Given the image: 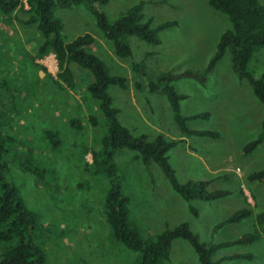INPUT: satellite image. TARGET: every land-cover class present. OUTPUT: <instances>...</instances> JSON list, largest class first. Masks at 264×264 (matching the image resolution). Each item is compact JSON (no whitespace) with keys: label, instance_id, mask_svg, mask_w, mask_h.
I'll return each mask as SVG.
<instances>
[{"label":"rangeland","instance_id":"374dc122","mask_svg":"<svg viewBox=\"0 0 264 264\" xmlns=\"http://www.w3.org/2000/svg\"><path fill=\"white\" fill-rule=\"evenodd\" d=\"M24 1L25 8H29ZM140 1L110 0L102 9L113 23ZM144 1V20L151 19L153 26L170 20H177L178 24L160 31V44L128 36L133 55L127 58L115 54L112 42L103 36L85 5L57 9L56 13L63 20L66 41L92 33V48L111 74L127 78V88L109 87L121 122L132 133L145 134L149 140L160 133L181 139L169 151L180 181L209 180L210 190L228 189L232 194L214 201H186L156 162L146 164L136 158L137 151L124 148L116 152L115 161L124 192L131 198L130 219L149 239L181 222H188L208 243L252 234L258 227L256 215L264 211V179L248 177L264 168V141L251 153L244 148L262 130L264 106L250 83L233 71L230 53L218 61L205 83L192 77L174 81L178 91L186 95L181 101L184 115L210 113L208 118L189 120V127L217 131L219 137L182 134L165 95L140 92L134 86L139 76L133 70V61L145 62V81L162 72L204 71L221 35L230 27L229 18L213 8L210 0ZM260 1L264 4V0ZM27 17L28 13L21 9L11 16L0 11V133L15 138L6 144V179L35 212V239L45 250L49 264H140V254L128 250L115 238L104 214L109 179L94 174L87 164L93 161L91 151L101 149L108 129L107 118L87 89L94 80L93 74L72 65L77 89H60L51 78L57 77L56 56L50 53L36 57L43 36L36 24L23 21ZM251 66L257 74L264 71V49L255 55ZM91 115L97 117L96 125L89 119ZM72 118L80 120L82 126L73 127ZM49 129L59 134L57 147L47 135ZM23 162H31L45 174L37 178L23 169ZM192 206L199 216L192 213ZM245 207L253 210L251 216L240 223L226 224L214 234L217 224ZM260 231V238L254 242L221 248L214 260L219 264H264V226ZM5 248L0 244V258ZM235 254L253 258L222 261ZM163 264L201 262L188 241L176 239L170 260Z\"/></svg>","mask_w":264,"mask_h":264},{"label":"trees","instance_id":"16d2710c","mask_svg":"<svg viewBox=\"0 0 264 264\" xmlns=\"http://www.w3.org/2000/svg\"><path fill=\"white\" fill-rule=\"evenodd\" d=\"M110 0H27L29 8H25L24 0H0V11L11 16L13 12L21 9L28 13L23 21L26 24H36L43 40L37 49L36 57H44L50 53L55 54L58 65L57 77L51 76L53 82L60 89H77L78 80L72 65L88 69L94 80L87 85L91 96L97 100L99 107L107 118V134L102 139L100 150L92 152V162L89 168L94 174L105 175L109 179V187L104 199V214L112 228L115 238L128 250L140 254V264H163L170 260L173 241L184 239L195 249L201 264H219L214 260L217 252L234 243L254 242L261 236L264 226V211L256 215L257 225L252 234L245 235L237 240L218 243H208L193 231L188 222H181L174 227H167L153 238H146L139 228L130 219L129 203L131 198L124 192L118 165L115 161L116 152L128 148L137 151L138 159L144 163L156 162L173 189L186 201L200 199L214 201L232 194L228 189H209V180H190L181 182L177 171L170 161L169 151L176 147L181 139L170 138L163 133L149 140L145 134L132 133L120 120L119 109L114 106V98L109 91L111 85L127 88V78L113 75L108 65L92 48L95 36L92 33L79 35L73 40L66 41L63 36L64 23L57 15V9H69L74 5H85L88 11L96 18L97 27L103 36L109 39L115 54L120 58L133 55L132 48L127 41L128 36H136L148 43L160 44V31L178 24L177 20L162 22L153 26L152 20H144V6L142 0L122 13L115 22H110L107 13L102 9ZM155 3H165L166 0H151ZM210 5L228 16L230 27L220 37L217 50L208 66L202 72L186 70L183 73L162 72L155 79L144 80L147 76V66L144 61H133V70L139 78L134 82L137 91L163 93L169 102L174 120L184 135H200L219 137L220 134L213 130L192 129L188 125L191 119L208 118L209 112H197L184 115L181 110V101L186 97L180 93L174 81L192 77L205 83L207 77L214 72L217 63L227 52L233 71L242 79H246L256 98L264 106V71L257 74L251 62L255 55L264 49V4L260 0H210ZM11 18V17H10ZM47 71V68H43ZM93 124L98 123L95 115L90 118ZM71 125L75 128L82 126L81 121L72 118ZM262 130L258 137L246 144L244 151L251 153L264 141V115L261 122ZM53 147L60 144L57 131L47 130ZM15 141L11 135L0 133V244L6 245L1 255L0 264H49L45 250L37 244L34 231L37 217L18 189L6 179L4 169L7 161L3 158L9 153L6 144ZM89 152V151H88ZM22 167L40 178L45 174L31 162H23ZM249 180L264 179V168L251 173ZM192 213L199 216L195 207L190 208ZM253 214L251 208H242L229 215L223 222L214 228V234L226 224L240 223ZM233 258H253L249 254H235L225 256L223 260ZM221 262V261H220Z\"/></svg>","mask_w":264,"mask_h":264},{"label":"built area","instance_id":"2783aa9c","mask_svg":"<svg viewBox=\"0 0 264 264\" xmlns=\"http://www.w3.org/2000/svg\"><path fill=\"white\" fill-rule=\"evenodd\" d=\"M26 2V1H25Z\"/></svg>","mask_w":264,"mask_h":264},{"label":"crops","instance_id":"0c3cea01","mask_svg":"<svg viewBox=\"0 0 264 264\" xmlns=\"http://www.w3.org/2000/svg\"><path fill=\"white\" fill-rule=\"evenodd\" d=\"M173 254V253H172Z\"/></svg>","mask_w":264,"mask_h":264}]
</instances>
